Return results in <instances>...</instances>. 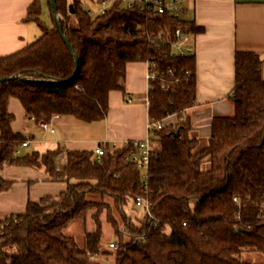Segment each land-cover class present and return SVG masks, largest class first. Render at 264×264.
I'll use <instances>...</instances> for the list:
<instances>
[{"label": "trees", "instance_id": "trees-1", "mask_svg": "<svg viewBox=\"0 0 264 264\" xmlns=\"http://www.w3.org/2000/svg\"><path fill=\"white\" fill-rule=\"evenodd\" d=\"M84 3L57 0L64 34L80 58L70 82L50 83L71 78L76 68L51 0L52 25L42 19L40 1H34L25 19L36 21L42 34L26 47L0 55V77L18 75L0 81V167L44 169L52 180L67 182L65 190L29 200L23 212L0 221V264H92L90 252L114 254L115 264H254L241 255L264 254L263 59L254 51L236 52L233 113L213 117L208 139L191 136L188 110L196 104V56L172 54L171 43L180 24L193 33L200 28L185 17L122 4L91 16ZM149 59L157 61L159 73L149 92V119L176 115L178 121L155 130L160 148L151 158L147 182L136 165L125 163L128 148L113 149L108 142L98 143L105 149L99 159L95 149L15 154L26 138L12 129V96L37 123L57 113L101 120L109 111L110 92L124 88L127 62ZM163 83L170 88H162ZM10 186L0 179V191ZM96 191L112 194L122 213L115 249L104 246L100 228L87 234L85 247L65 231L84 216L80 209L95 205L87 195ZM138 196L153 202L154 221L130 220L124 205Z\"/></svg>", "mask_w": 264, "mask_h": 264}, {"label": "crops", "instance_id": "crops-1", "mask_svg": "<svg viewBox=\"0 0 264 264\" xmlns=\"http://www.w3.org/2000/svg\"><path fill=\"white\" fill-rule=\"evenodd\" d=\"M34 1L36 0H0V55L20 50L42 34V28L36 21L25 19ZM39 1L42 5L41 16L45 8L49 20L52 19L48 0ZM182 1L186 9L183 17L200 28L198 33H193L197 91L196 104L189 109L194 119L190 134L206 140L211 135L213 117L232 114L234 111L233 103L229 99L233 95L236 82V52L245 50L258 53L263 59L264 77V0ZM86 2L88 3V0ZM49 20L44 21L52 25ZM148 70V60L127 62L124 88L110 92L107 116L86 125L92 129L100 128L99 132L93 133L99 137L95 138V141L121 142L124 139H144L149 136L150 83L146 77ZM127 96H131L133 101H127ZM9 109L14 114L12 129L22 132L25 138H36L29 145H35L34 150L43 152L57 147L95 149L98 145L93 142L92 145H87V138L81 137L82 135L69 139L68 133H71L72 127L67 118L73 115L57 113L61 115L60 118L52 117L50 120L56 127V132H47V140L42 142L39 139L44 135L43 131L33 119L34 116L26 113L18 97L12 96L9 99ZM73 127L78 126L73 124ZM24 148L19 145L16 150L20 149L21 153L15 150V154L24 153ZM138 169L142 181L147 182L150 166L146 171L139 167ZM0 179L11 182L9 188L0 191V220L8 215L23 212L29 200L55 195L67 188V182L54 181L44 169L34 167H0ZM136 198L133 200L135 204ZM256 252L259 251H245L248 259H242L254 264H264V254L260 252V257Z\"/></svg>", "mask_w": 264, "mask_h": 264}, {"label": "built area", "instance_id": "built-area-1", "mask_svg": "<svg viewBox=\"0 0 264 264\" xmlns=\"http://www.w3.org/2000/svg\"><path fill=\"white\" fill-rule=\"evenodd\" d=\"M116 4H122L125 8L139 9L142 11H149L155 15L168 14L175 17L183 18L185 13V5L182 0H88L87 12L91 16L105 14L109 12ZM154 28V27H153ZM193 32L186 25H179L173 31V41L171 43V53L175 55H186L195 53V46L193 41ZM159 38L162 37L164 41L168 38L164 37L163 34H156ZM149 70L146 75L150 88L154 87L153 83L158 78V71L156 69L157 61L155 59H149ZM169 71H171L169 69ZM164 89H169L170 86L166 83L161 85ZM127 101H133L131 96L126 97ZM60 114H55L53 118H60ZM52 118V119H53ZM33 119H35L33 117ZM51 119V120H52ZM51 120H42L38 123L39 128L43 131V136L40 137V141L45 142L47 132L55 133L56 127L52 124ZM164 126L161 120H149V131L150 134L144 139H124L119 142L116 140L107 141L111 144L113 148H118L120 146L127 147L128 152L125 156V163L137 165L143 171L148 170L151 162L152 156L157 151L154 148L155 142V130L160 129ZM36 138H26L21 147H28L32 141ZM96 155L98 159L105 153V149L101 145H97L95 148ZM17 153H21V150H16ZM136 205L139 208L145 209V214L150 218V220L156 219L153 214V202L150 199L138 196L135 200ZM154 221V220H153ZM118 247L116 241L110 242V248L115 249ZM112 255L110 254H100L97 252H90L89 257L94 262H101L104 264H109L112 261Z\"/></svg>", "mask_w": 264, "mask_h": 264}, {"label": "rangeland", "instance_id": "rangeland-1", "mask_svg": "<svg viewBox=\"0 0 264 264\" xmlns=\"http://www.w3.org/2000/svg\"><path fill=\"white\" fill-rule=\"evenodd\" d=\"M85 5L87 8L88 3L87 2L84 3V6ZM47 15H48L47 10L44 8V13L42 15V18L44 20L45 19L49 20V17ZM49 22H52V19H50ZM229 100L231 101V99ZM188 111L190 113V110ZM175 116L165 117L160 120L164 123V125H168L170 123H176L178 119H177V116L176 117ZM191 116H192V124H193L194 123L193 115ZM67 121H68V124H70L72 127L71 133H68L70 134L69 139H73L75 137H79L80 135H82L81 137L87 138L86 140L87 145H92V142L94 144L98 143L99 140L95 141V138H99V137L95 136L93 133L95 131L99 132L100 128H97V129L89 128L86 125L90 124L91 122H85L84 120L82 121L76 116L68 117ZM73 124H77L78 127H73ZM80 124H81V128H79ZM155 139L157 140L154 145L158 151L160 148V142L157 137H155ZM35 147H36L35 145L25 147L23 152L24 153L29 152V151L31 152L32 150L35 149ZM57 158H60V156H58ZM207 166H209V161H206L203 165L204 168H206ZM99 188L96 190L98 191ZM97 191L91 192L87 195L88 200L90 199L91 201H93L95 205L87 204L83 209H80L78 213L84 216L81 218H78V219L76 218L72 220L71 225L68 227V229L65 230L68 235L75 236L79 244L83 247H85L86 245L87 234L97 228H100L102 231V239H103L104 246L110 247V242L117 240V237H118L117 232L119 230L118 228L120 226L122 227V224H123L122 213L115 206L114 196L112 194L110 195V193L103 194ZM124 209L126 213L129 215L131 221H135L138 223L145 217L148 218V216L145 214V209L139 208L138 206H136L133 200H130L127 205H124ZM0 221H10V220L8 219V217H6ZM14 221H17V220H14ZM18 221H21V219ZM165 229L168 233L171 232V228L169 227V225H166ZM256 253L260 255V257H262V254L260 252H256ZM110 255H112L111 256L112 261L109 264H115V255L114 254H110ZM242 258L248 259L244 253H242ZM92 264H104V263L97 261V262H93Z\"/></svg>", "mask_w": 264, "mask_h": 264}, {"label": "water", "instance_id": "water-1", "mask_svg": "<svg viewBox=\"0 0 264 264\" xmlns=\"http://www.w3.org/2000/svg\"><path fill=\"white\" fill-rule=\"evenodd\" d=\"M51 4H52V10H53V15H54V19L56 22V25L65 41V43L68 45L69 49L71 50V53L73 55V57L75 58V62H76V68L74 70V74L71 78L69 79H64V80H51L50 83L53 84H60V83H68L70 82L77 74L78 69H79V62H80V58L78 56V54L73 50V48L71 47V44L69 42V40L67 39L66 35L64 34L61 22H60V14L58 12V4H57V0H51ZM70 11L73 13L75 11V7L74 5L71 3L70 4ZM18 75H13V76H7V77H0V81H6L8 79H12L17 77ZM42 81H46V80H42ZM179 135V132L177 133ZM238 229H236V231H238Z\"/></svg>", "mask_w": 264, "mask_h": 264}]
</instances>
